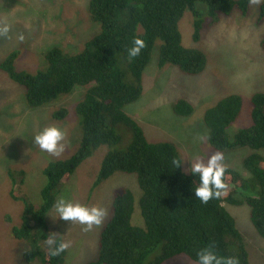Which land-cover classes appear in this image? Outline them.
Masks as SVG:
<instances>
[{"label":"trees","instance_id":"1","mask_svg":"<svg viewBox=\"0 0 264 264\" xmlns=\"http://www.w3.org/2000/svg\"><path fill=\"white\" fill-rule=\"evenodd\" d=\"M252 4L253 0H87L86 7L79 6L80 10L86 8L87 20L76 21L75 31L84 40L72 48L75 51L53 42L41 52L42 65L34 71L17 68L23 54L19 49L0 60V74L23 89L25 105L31 109L50 106L51 117L58 123L71 116L70 107L64 106L62 99L80 91L74 106L80 142L72 156L50 160L43 168L39 204L27 193L21 195L18 188L25 184L28 170L23 166L7 171L12 186L10 199L24 204L19 225L7 218L9 234L14 241L26 243V263L65 264L67 250L52 256L45 243L55 234L49 216L56 199L74 186L85 163L101 153L90 201L95 200V190L116 174L125 176L127 183H114L113 178L108 183L113 184V196L102 221L106 224L99 232V252L87 264H164L182 255L197 264V253L209 247L218 256H234L239 264H250L239 217L229 209L247 207L256 233L264 239V93H255L250 106L244 105L241 95L231 94L206 112L208 107L196 113L187 98L158 107L157 99L163 100V96L156 94L159 89L155 87L157 98H147L144 76L154 54L156 71L171 65L183 76L203 75L208 56L212 57L202 48L206 34L233 15L247 18ZM62 9L55 19H62ZM188 13L193 17V47L184 45L180 30ZM262 22L264 0L258 4L257 23ZM20 35L26 44L25 33ZM134 38L142 39L145 46L137 57L129 59L127 49ZM260 47L264 50V39ZM136 102H141L145 111L168 110L158 119L161 122L149 121V116L139 119L134 110ZM244 114L247 124L235 129L233 125ZM195 117L199 120L189 123ZM189 126L200 138L206 137L201 139L202 152L198 154L205 160V145L223 154H244L242 171L226 167V193L206 204L195 198L199 179L187 169L185 156L189 157L192 149L175 136ZM173 159L183 164L176 168ZM56 238L63 240L61 236Z\"/></svg>","mask_w":264,"mask_h":264},{"label":"rangeland","instance_id":"2","mask_svg":"<svg viewBox=\"0 0 264 264\" xmlns=\"http://www.w3.org/2000/svg\"><path fill=\"white\" fill-rule=\"evenodd\" d=\"M86 2L87 0H52L49 4L45 0H0V21L2 22L0 29L4 27L9 29L6 34H0V60L10 51L19 49L23 54L17 63V68L22 67L34 71L42 65L43 55L41 52L53 42L64 50L75 51L72 48L78 44L82 45V39L84 40V37L77 34L75 29L78 26L76 21L87 20L86 8L84 10L79 8L81 5L86 7ZM259 2L260 0L253 2L247 18L233 15L206 34L202 48L209 51L212 57L208 56V70L206 69L207 71L205 70L201 76H183L179 69L171 65L165 66L163 71H156L153 66H157V54H154L144 76L147 98L153 96L155 99L157 98L156 94H162L163 100L157 99L158 107L161 104H173L178 98H187L195 106L194 112L196 111V113L203 112L205 107H208L206 112L218 100L231 94L241 95L244 105L250 106V100L255 93H264V50L260 47V43L264 39V22L257 23ZM60 7L63 8L62 19H55V14ZM77 12H79L78 17H76ZM192 22L193 17L188 13L180 23L183 43L186 47H193L191 46L193 42ZM37 28L38 35H35ZM22 32L25 33L28 41L26 44L24 40L18 39ZM151 67L158 75L153 73ZM1 75L0 264H29L23 260V254L27 249L26 243L14 241V238L9 234L7 218H13L15 225H19L24 204L14 203L10 199L9 192L12 186L7 171L9 169L19 170L24 167L28 170L25 184L18 188L21 190V195L27 193L36 204H39L37 193L42 179L45 178L42 175L43 168L48 166L50 160L72 156L80 142L81 129L74 113V106L79 99L80 91L76 90L72 95L62 99L63 105L70 107L71 116L67 121L58 123L51 117L52 108L50 106L43 109L28 108L23 101V89L9 78ZM155 87L156 90L159 89V92L154 95ZM135 104L125 110L129 111ZM155 109L156 112L145 111L142 103L138 102L134 110H137L135 114L139 113L140 117L137 116L139 119L149 116V121L161 122L158 119L168 109ZM196 116H200V114H196ZM191 120L198 121L199 117L191 118L189 123L192 122ZM247 121L248 117L244 114L233 126L235 129L244 127ZM50 126L60 128L65 133L63 140L65 151L59 156L43 152L34 144V136L43 128ZM187 134L191 136L187 137ZM175 136L192 149V152H189V157L192 158L202 152L203 143L200 134L194 127L189 126L181 135L175 134ZM180 150L182 151L181 148ZM204 150L208 156L216 152L209 145H205ZM100 154L97 153L98 157L94 156L85 163L83 167L85 169L76 177L74 186H70V191L62 196L70 198L73 202L105 209L106 215L102 220L105 221L113 196V184L108 183L113 178L114 183L123 181L122 184H125L127 179L120 173L109 178L95 190L93 194L95 200L90 201L89 191L95 171L99 168ZM189 157L185 156L187 169L190 167L188 160L191 159ZM243 159L242 152H227L224 154L225 167L242 171ZM229 210L239 217L238 224L247 238L250 264H264V239L256 233L249 218V209L246 207L237 211L231 208ZM49 221L54 227L53 232L56 236H61L64 241L70 242L65 264H87L97 258L98 239L106 223L103 225L101 223L99 226L94 225L90 230H85L86 226L84 225L60 220L54 210L49 216ZM164 264L196 263L182 255Z\"/></svg>","mask_w":264,"mask_h":264},{"label":"clouds","instance_id":"3","mask_svg":"<svg viewBox=\"0 0 264 264\" xmlns=\"http://www.w3.org/2000/svg\"><path fill=\"white\" fill-rule=\"evenodd\" d=\"M253 2H257V0H253ZM8 30L7 27H4L0 29V34H6ZM18 39L22 41L23 35H20ZM144 46L142 39L134 38L132 45L127 49L129 59L137 57ZM64 138L65 133L60 128L50 126L43 128L34 136V144L43 152L52 156H59L65 151ZM201 139H206V137ZM188 161L190 162L188 171L199 179V184L194 190L195 198L204 204L211 199L220 198L226 189L224 154L217 151L208 156L206 160L199 155H194ZM172 164L179 168L183 163L173 159ZM53 210L60 220L84 225L86 226L85 230H90L94 225L99 226L106 215L103 208L73 202L64 196L56 199ZM45 243L48 245L49 254L52 256H57L70 247L69 241L58 240L55 234L50 235ZM197 264H239V260L234 256H218L214 249L209 247L201 249L197 253Z\"/></svg>","mask_w":264,"mask_h":264},{"label":"bare ground","instance_id":"4","mask_svg":"<svg viewBox=\"0 0 264 264\" xmlns=\"http://www.w3.org/2000/svg\"><path fill=\"white\" fill-rule=\"evenodd\" d=\"M230 105H232V104H230ZM236 105V104H235ZM234 108V107H233ZM228 123V122H227ZM170 149V148H169ZM170 153V152H169ZM46 177H48V176H46ZM104 179V178H103Z\"/></svg>","mask_w":264,"mask_h":264}]
</instances>
